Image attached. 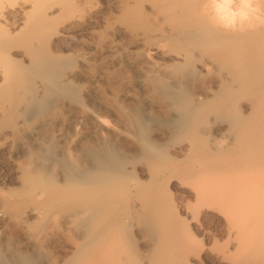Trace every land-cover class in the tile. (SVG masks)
Returning a JSON list of instances; mask_svg holds the SVG:
<instances>
[{
    "label": "bare ground",
    "instance_id": "bare-ground-1",
    "mask_svg": "<svg viewBox=\"0 0 264 264\" xmlns=\"http://www.w3.org/2000/svg\"><path fill=\"white\" fill-rule=\"evenodd\" d=\"M260 4L0 0V264H264Z\"/></svg>",
    "mask_w": 264,
    "mask_h": 264
},
{
    "label": "rangeland",
    "instance_id": "rangeland-1",
    "mask_svg": "<svg viewBox=\"0 0 264 264\" xmlns=\"http://www.w3.org/2000/svg\"><path fill=\"white\" fill-rule=\"evenodd\" d=\"M260 7H263V3L264 0H260ZM264 8V7H263ZM263 11V9H261ZM260 11V12H262ZM264 12V11H263ZM202 76V79H201ZM200 75L199 77H195L193 81V83L195 84L197 82V84L195 85V87H191L194 88L192 89L193 91L195 90V88L197 90L200 89L199 85L205 83V82H209L211 81V78L214 76L211 75ZM206 78L210 79V80H205ZM196 79V80H195ZM200 81V84L198 83V81ZM191 81V83H192ZM204 81V82H203ZM192 83V84H193ZM198 85V86H197ZM200 85V86H201ZM192 86V85H191ZM194 86V85H193ZM195 92V91H194ZM195 101L199 100V97H194ZM174 188H172L171 190V194L173 195V197L177 200V201H183L184 197L182 196L181 192L176 190L177 188H175V186H173ZM181 199V200H180ZM181 215V217L183 218L184 222L186 223V227L188 229V232L191 234L193 233L194 235H197V237L201 240V242L205 245H210L213 244L215 247H219L225 244L226 241V235L225 232L222 229V222L219 220L218 217H209L207 219L204 220L203 225L198 227V223L192 218L191 214L189 212H186L185 209L180 208L178 211ZM203 227V228H202ZM203 229V230H202ZM203 264H217L215 262H211V261H207Z\"/></svg>",
    "mask_w": 264,
    "mask_h": 264
}]
</instances>
